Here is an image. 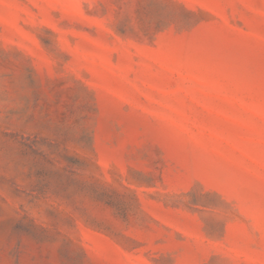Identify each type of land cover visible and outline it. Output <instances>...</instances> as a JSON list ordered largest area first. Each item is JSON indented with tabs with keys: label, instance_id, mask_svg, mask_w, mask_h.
Here are the masks:
<instances>
[{
	"label": "rangeland",
	"instance_id": "374dc122",
	"mask_svg": "<svg viewBox=\"0 0 264 264\" xmlns=\"http://www.w3.org/2000/svg\"><path fill=\"white\" fill-rule=\"evenodd\" d=\"M0 264H264V0H0Z\"/></svg>",
	"mask_w": 264,
	"mask_h": 264
}]
</instances>
